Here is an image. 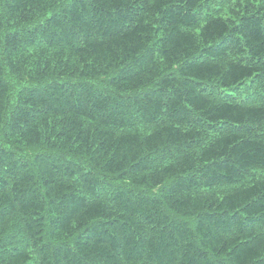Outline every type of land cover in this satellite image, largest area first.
Wrapping results in <instances>:
<instances>
[{
  "label": "trees",
  "instance_id": "1",
  "mask_svg": "<svg viewBox=\"0 0 264 264\" xmlns=\"http://www.w3.org/2000/svg\"><path fill=\"white\" fill-rule=\"evenodd\" d=\"M0 264H264V0H0Z\"/></svg>",
  "mask_w": 264,
  "mask_h": 264
}]
</instances>
